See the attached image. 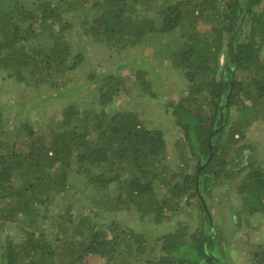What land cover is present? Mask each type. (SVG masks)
Masks as SVG:
<instances>
[{
	"label": "trees",
	"instance_id": "16d2710c",
	"mask_svg": "<svg viewBox=\"0 0 264 264\" xmlns=\"http://www.w3.org/2000/svg\"><path fill=\"white\" fill-rule=\"evenodd\" d=\"M168 32L179 33L172 62L189 81L182 98L168 102L184 134L177 141L182 164L171 167L162 129L133 111L104 109L125 89L122 75L91 72L98 101L67 107L50 135L37 133L29 118L14 134L0 124V264H84L89 253L104 264H134L148 245V264L225 258L228 241L210 196L222 179L247 169L242 142L264 121V0H0V73L60 87L88 58L71 37L121 51ZM138 73L150 89L146 72ZM187 154L196 171H188ZM248 168L237 191L250 215L264 213V169L256 162ZM57 193L67 197L52 207ZM193 197L198 227L181 225L154 241L114 218H96L126 210L162 224ZM254 254L264 263V248Z\"/></svg>",
	"mask_w": 264,
	"mask_h": 264
},
{
	"label": "rangeland",
	"instance_id": "374dc122",
	"mask_svg": "<svg viewBox=\"0 0 264 264\" xmlns=\"http://www.w3.org/2000/svg\"><path fill=\"white\" fill-rule=\"evenodd\" d=\"M71 38L74 45L86 46L88 58L80 70L69 75L65 85H28L12 78H4L5 74L0 73V124L4 125V134L10 130L14 134V130L29 118L37 133L50 135L52 129L58 126L67 107L74 104L79 108H86L98 101L97 84L90 82L88 74L93 71L115 72L124 78L125 89L104 109L110 115L120 111H133L149 127L162 129L172 159L169 162L171 167L181 165L177 141L183 139L184 134L176 123L173 108L168 105L169 101L178 102L189 85L182 69L175 67L172 62L171 53L181 41L179 33L150 35L141 45L121 51L109 48L103 43L89 42L86 38ZM138 71L146 72L145 80L150 83V89L138 78ZM102 109L103 107H99L97 110ZM4 134L2 137H5ZM242 146L249 150L244 164L247 169L231 179L232 181L222 179L213 187L210 196L213 220L223 229L228 241V253L218 264H264L259 263L254 254L257 248H264V213L250 215L242 195L237 191L238 184L242 182L252 162L261 163L264 169V121L252 125ZM187 158L188 171H196V158L192 154H187ZM176 174L177 172L174 173ZM176 176L180 178L178 174ZM93 191L91 186L86 194L94 195ZM111 193L115 197L118 191L112 187ZM66 197L57 193L52 207L61 205ZM86 204L89 205V202L86 201ZM182 207L183 211L174 214L162 224L151 220L142 221L137 211H107L103 217L96 218L109 224L114 218L123 229L129 227L138 233L145 232L148 239L154 241L158 235L181 225L190 226L191 229L198 227V214H201L198 197L192 198V205L183 204ZM236 213L238 218L235 219ZM187 221L189 224H185ZM110 229L112 228H107L108 233L111 232ZM10 231L15 233V224L10 226ZM149 252L148 245L146 254L138 257L134 264H148L145 258ZM84 264H104V259L97 253H89Z\"/></svg>",
	"mask_w": 264,
	"mask_h": 264
},
{
	"label": "water",
	"instance_id": "95a60500",
	"mask_svg": "<svg viewBox=\"0 0 264 264\" xmlns=\"http://www.w3.org/2000/svg\"><path fill=\"white\" fill-rule=\"evenodd\" d=\"M211 156H212V153H211V155H210V157H209V159H208V162L210 161V159H211ZM202 168V167H201ZM200 170L201 169H199V172H200ZM202 201L204 202L205 201V199L202 197ZM206 209H207V212L208 213H210V211H209V209L206 207ZM212 220V219H211Z\"/></svg>",
	"mask_w": 264,
	"mask_h": 264
}]
</instances>
